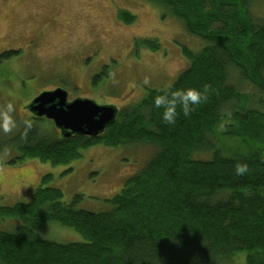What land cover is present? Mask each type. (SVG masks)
<instances>
[{"label":"trees","instance_id":"trees-1","mask_svg":"<svg viewBox=\"0 0 264 264\" xmlns=\"http://www.w3.org/2000/svg\"><path fill=\"white\" fill-rule=\"evenodd\" d=\"M150 1L205 41L199 52L183 47L188 67L168 88H149L118 110L96 136L53 139L35 124L21 128L12 136L20 152L9 163L29 157L65 165L97 143L142 142L155 146L154 155L104 211L76 209L79 195L61 200L62 190L46 185L50 174L27 200L0 205V219L23 222L0 231V264H209L241 251L245 264H264V108L260 97L238 88L246 82L264 93V19L251 10L257 0ZM117 14L127 24L136 17L124 9ZM141 41L158 47L154 39ZM12 54L3 52L0 60ZM188 88L205 99L187 115L177 105L175 124H167L154 97ZM238 163L247 164L245 174L236 173ZM47 221L73 228L83 240L39 237L36 227Z\"/></svg>","mask_w":264,"mask_h":264},{"label":"rangeland","instance_id":"rangeland-1","mask_svg":"<svg viewBox=\"0 0 264 264\" xmlns=\"http://www.w3.org/2000/svg\"><path fill=\"white\" fill-rule=\"evenodd\" d=\"M148 1L0 0V54L13 52L0 62V75H7L0 82V123L7 113L15 125L9 132L0 128V139L6 144L0 146V205L27 200L41 177L50 174L46 185L61 189V200L67 203L79 195L76 209L104 211L107 200L154 155L155 146L142 142L97 143L81 149L79 158L65 165L29 157L9 163L20 152L12 136L21 128L32 129L35 124L51 138L61 137L53 123L31 118L23 106L41 88L67 89V101L87 97L120 110L137 103L149 88H168L188 67L183 47L199 52L205 41L187 31L180 17ZM251 6L257 21L264 19V0ZM123 9L136 15L134 22L119 18L117 13ZM145 38L157 41L158 47H145L141 41ZM9 80L17 95L7 92ZM238 88L260 97L258 104L264 108L263 92L246 82ZM20 224L22 217L0 219V231H13ZM35 233L56 243L83 240L80 232L56 221L36 227ZM245 261L241 251L228 261L209 264Z\"/></svg>","mask_w":264,"mask_h":264},{"label":"water","instance_id":"water-1","mask_svg":"<svg viewBox=\"0 0 264 264\" xmlns=\"http://www.w3.org/2000/svg\"><path fill=\"white\" fill-rule=\"evenodd\" d=\"M67 96L63 88L43 90L26 107L33 115L50 119L61 130L62 136L65 135L64 131L68 135L79 133L96 136L117 116L118 109L114 105H101L87 97L67 101Z\"/></svg>","mask_w":264,"mask_h":264},{"label":"clouds","instance_id":"clouds-1","mask_svg":"<svg viewBox=\"0 0 264 264\" xmlns=\"http://www.w3.org/2000/svg\"><path fill=\"white\" fill-rule=\"evenodd\" d=\"M145 83H148L147 79ZM205 99L204 94L195 89L188 88L186 90H175L169 91L165 90L164 94L157 95L154 97L153 104L156 108H163V121L169 125L175 124L177 118V105H179L185 115L189 114L193 110V107L200 104L202 100ZM12 105H8V110L11 111ZM14 121L12 118L5 113L3 115L2 123H0V128L4 132H9L14 127ZM235 171L238 175H243L248 171L247 164L238 163L236 165Z\"/></svg>","mask_w":264,"mask_h":264},{"label":"flooded vegetation","instance_id":"flooded-vegetation-1","mask_svg":"<svg viewBox=\"0 0 264 264\" xmlns=\"http://www.w3.org/2000/svg\"><path fill=\"white\" fill-rule=\"evenodd\" d=\"M34 39V38H33ZM36 47H37V45H36ZM35 47V48H36ZM0 62H1V60H0ZM0 66H1V64H0ZM1 68V67H0ZM7 75H0V82H1V80H3V78L4 77H6ZM8 79H10L9 78V76L7 77ZM8 83H10V85L11 86H7V88H8V90H7V92L8 93H10V94H12V95H17L18 93H17V91L18 90H16V86L15 85H13L12 84V81L11 80H9V82ZM63 87V86H62ZM55 88H58V87H56V86H54V87H52V88H41V90H39L38 92H36V93H34V95H32L31 96V99L26 103V104H28V103H30L31 102V100L34 98V97H36V96H38L40 93H41V91H43V90H50V91H52V89H55ZM67 90V89H66ZM17 93V94H16ZM96 100V99H95ZM23 105L24 106V108H25V110H27L28 112H29V116L31 117V118H33V119H41L42 120V118H46L45 116H43L42 115V117H38V116H35V115H33L31 112H30V110L26 107L27 105ZM47 119V118H46ZM49 121H50V123H52V121L50 120V119H48ZM59 130V131H58ZM57 131L60 133L61 131H60V129H58ZM64 134L66 135L67 134V131H64ZM68 135V134H67Z\"/></svg>","mask_w":264,"mask_h":264}]
</instances>
